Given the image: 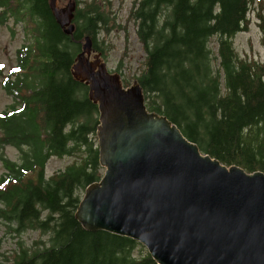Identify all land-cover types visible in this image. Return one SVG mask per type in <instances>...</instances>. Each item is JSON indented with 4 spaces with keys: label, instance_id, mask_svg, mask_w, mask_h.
I'll use <instances>...</instances> for the list:
<instances>
[{
    "label": "trees",
    "instance_id": "1",
    "mask_svg": "<svg viewBox=\"0 0 264 264\" xmlns=\"http://www.w3.org/2000/svg\"><path fill=\"white\" fill-rule=\"evenodd\" d=\"M253 1L136 0L146 52L137 78L148 108L166 114L203 151L264 171V60L240 56L234 46L235 35L249 28ZM74 13L68 34L51 0H0V24L25 20L32 32L1 81L15 100L0 112L1 142L18 146L22 157L1 156L0 221L13 231L49 232L48 242L23 248L12 264H159L137 239L87 229L76 217L79 189L99 180L104 168L98 104L71 67L85 35L102 49L99 35L111 14L96 1L77 3ZM65 155L72 160L48 174V160Z\"/></svg>",
    "mask_w": 264,
    "mask_h": 264
},
{
    "label": "water",
    "instance_id": "2",
    "mask_svg": "<svg viewBox=\"0 0 264 264\" xmlns=\"http://www.w3.org/2000/svg\"><path fill=\"white\" fill-rule=\"evenodd\" d=\"M58 2L51 0L55 16L71 34L76 0ZM79 42L71 74L98 104L104 168L80 199V223L137 239L159 264H264V171L203 151L148 108L138 79L124 85L90 34Z\"/></svg>",
    "mask_w": 264,
    "mask_h": 264
},
{
    "label": "rangeland",
    "instance_id": "3",
    "mask_svg": "<svg viewBox=\"0 0 264 264\" xmlns=\"http://www.w3.org/2000/svg\"><path fill=\"white\" fill-rule=\"evenodd\" d=\"M91 1L102 4L110 12L111 24L104 28L99 35L104 60L111 71L121 73L125 86L138 79L144 69L146 52L137 34V20L133 14L136 0H77L78 5L84 6ZM71 0H59V7H66ZM249 28L239 31L234 38V46L238 54L243 57L264 60V0H254L250 11ZM29 23L25 20L16 22L13 18L0 24V112L7 109L15 100L2 86L3 79L16 67L18 48L24 43L32 41V32L27 29ZM210 44L215 52L218 39L214 37ZM15 77V74L12 75ZM3 130L0 128V175L5 170L1 156L20 160L22 151L18 146L1 142ZM98 138V137H97ZM27 148V146H24ZM73 156H52L46 170L51 174L55 170L65 167ZM84 189H79L84 195ZM0 264L14 263L17 253L23 248L33 247L36 241H47L49 232L41 228H29L21 232L13 231L9 224L0 221ZM147 250V247L144 246ZM141 248L136 253L141 254ZM153 257V256H152Z\"/></svg>",
    "mask_w": 264,
    "mask_h": 264
},
{
    "label": "bare ground",
    "instance_id": "4",
    "mask_svg": "<svg viewBox=\"0 0 264 264\" xmlns=\"http://www.w3.org/2000/svg\"><path fill=\"white\" fill-rule=\"evenodd\" d=\"M71 1H73V0H71ZM59 3V2H58ZM81 49H82V46H81Z\"/></svg>",
    "mask_w": 264,
    "mask_h": 264
}]
</instances>
